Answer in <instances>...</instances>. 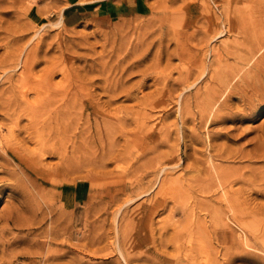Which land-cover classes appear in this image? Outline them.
I'll return each mask as SVG.
<instances>
[{"label": "rangeland", "instance_id": "obj_1", "mask_svg": "<svg viewBox=\"0 0 264 264\" xmlns=\"http://www.w3.org/2000/svg\"><path fill=\"white\" fill-rule=\"evenodd\" d=\"M261 47L264 0H0V264H264Z\"/></svg>", "mask_w": 264, "mask_h": 264}, {"label": "bare ground", "instance_id": "obj_2", "mask_svg": "<svg viewBox=\"0 0 264 264\" xmlns=\"http://www.w3.org/2000/svg\"><path fill=\"white\" fill-rule=\"evenodd\" d=\"M222 32V31H221ZM225 32V31H224ZM258 42V41H257ZM263 43V42H262ZM257 47H258V45H257ZM251 52H248V54L245 56V59L242 61V64H240V67H239V69H238V72H237V78L239 79V77L240 76H238L239 74L241 75V73H243L244 75H249V74H251L254 70H256V69H258L260 72L262 71V72H264V68H263V66H264V62H254V60H255V58H256V56H257V54L258 53H260V52H262L263 51V48L261 47L258 51H254L253 49L252 50H250ZM243 56V55H242ZM262 60H263V58H262ZM257 75H258V73H257ZM263 75V74H262ZM236 76H234V77H236ZM242 77V76H241ZM246 76H244V78H245ZM252 77V76H251ZM256 77V76H255ZM234 79H236V78H234ZM232 80H233V78H232ZM241 80V79H240ZM247 81V79H244V81ZM252 80V79H251ZM234 81V80H233ZM259 81V80H258ZM226 83V82H225ZM262 84H264V83H262ZM229 86V85H228ZM263 86V85H262ZM230 87V86H229ZM235 87H237V86H235ZM264 87V86H263ZM258 89V88H257ZM228 90H230V89H228V87L226 88V90L223 92V93H221V96L219 97V98H223L224 96H226L227 94H228ZM263 90H264V88H263ZM258 92V91H257ZM229 93L231 94V92L229 91ZM259 93V92H258ZM229 95V94H228ZM255 95V94H254ZM253 97V96H252ZM218 98V99H219ZM226 98V97H225ZM224 98V99H225ZM255 98V97H254ZM217 99V100H218ZM223 99V100H224ZM257 99V98H256ZM252 100V99H251ZM208 101V100H207ZM219 101V100H218ZM253 101H254V99H253ZM260 101V100H259ZM215 102V101H214ZM227 102V101H226ZM215 103H217V102H215ZM225 103V102H224ZM250 103V102H249ZM254 103V102H253ZM211 104H212V102H211ZM210 104V105H211ZM256 104V103H255ZM215 105H217V104H215ZM222 105H224V104H222ZM207 106H208V104H207ZM211 107H212V105H211ZM213 107H215V106H213ZM219 109V108H218ZM206 110V109H205ZM213 110V109H212ZM212 110H211V112H212ZM211 112H210V114H211ZM204 114V113H203ZM219 115V114H218ZM201 116V115H200ZM210 119H211V115H210ZM208 120V119H207ZM262 134H263V132H262ZM63 141V140H62ZM62 143V142H61ZM56 145V144H55ZM61 145V144H60ZM258 146V145H257ZM263 147V146H262ZM262 149H264V148H262ZM46 151V150H45ZM264 156V155H263ZM210 157V156H209ZM208 157V158H209ZM261 157V156H260ZM214 162V161H213ZM212 162V163H213ZM215 166V165H214ZM214 166H212V170L214 171V173H212V177L215 179V186H209V184H208V188H206V189H204V192H202L203 194H212V193H215L216 191L218 192V190L219 189H221V188H223V187H227V188H230L229 186L230 185H232L233 183H236V182H234V180H233V176L229 173V172H226V171H223V170H221L220 169V167L218 168H216V167H214ZM231 172V171H230ZM236 176V175H235ZM234 176V177H235ZM262 180V179H261ZM264 182V181H263ZM206 186V185H205ZM232 187V186H231ZM233 189V188H232ZM237 195V192H233V191H228V192H226L225 193V201L228 203V204H230V205H232V203H233V201H234V197ZM220 198H221V196H220ZM193 209V208H192ZM201 258V257H200ZM130 261V260H129ZM128 261V262H129Z\"/></svg>", "mask_w": 264, "mask_h": 264}, {"label": "crops", "instance_id": "obj_3", "mask_svg": "<svg viewBox=\"0 0 264 264\" xmlns=\"http://www.w3.org/2000/svg\"><path fill=\"white\" fill-rule=\"evenodd\" d=\"M67 8V12H63L62 22L66 26H73L86 19L87 15L94 11L95 7L92 3L79 4Z\"/></svg>", "mask_w": 264, "mask_h": 264}, {"label": "trees", "instance_id": "obj_4", "mask_svg": "<svg viewBox=\"0 0 264 264\" xmlns=\"http://www.w3.org/2000/svg\"><path fill=\"white\" fill-rule=\"evenodd\" d=\"M71 8H73V7H71ZM69 9H70V8H69ZM67 10H68V9L65 10V13L67 12Z\"/></svg>", "mask_w": 264, "mask_h": 264}]
</instances>
